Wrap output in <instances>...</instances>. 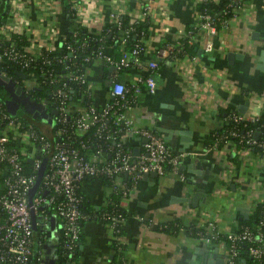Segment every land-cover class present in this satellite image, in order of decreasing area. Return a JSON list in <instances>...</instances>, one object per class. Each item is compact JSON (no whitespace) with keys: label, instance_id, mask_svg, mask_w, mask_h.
<instances>
[{"label":"crops","instance_id":"crops-1","mask_svg":"<svg viewBox=\"0 0 264 264\" xmlns=\"http://www.w3.org/2000/svg\"><path fill=\"white\" fill-rule=\"evenodd\" d=\"M69 1L9 0L12 12L0 25V33L23 34L33 52L53 49L71 28L65 9ZM198 1L147 0L146 16L151 25L144 39L141 66L118 73L102 58H95L86 69L93 85L92 101L97 106L109 98L111 77L129 84L139 74L152 75L153 91L142 85L126 114L136 127L156 128L163 137L170 133V138L164 139L172 153L180 154V161L176 171L167 169L154 178L141 176L122 199L125 218L121 248L115 245L113 232L104 222L94 217L81 221L74 264H195L204 248L209 253L215 250L224 264L227 242L223 235L236 231L240 219H247L253 205L264 200V154L228 142L206 144L209 135L225 123L227 111L243 109L249 114L264 108V64L257 66L264 50V0H245L240 13L218 26L211 36L210 51L204 49L205 32L197 30L192 43L195 51L173 55L170 46L185 37L197 20ZM141 3L72 0L70 4L76 7L72 20L99 33L113 11L131 18L144 16ZM164 47L166 51L161 52ZM106 51L114 52L111 47ZM229 52L234 56L228 58ZM149 60L157 62L152 70L146 66ZM165 129L170 132L162 131ZM179 131L184 132L186 141ZM120 137L135 154L142 150L144 136L121 131ZM79 189L88 211L102 209L111 191L97 177L83 179ZM197 189H201V199L196 205L180 199L191 198ZM173 220L181 222L176 229L160 227ZM210 222L215 224L219 238L207 240L193 235L191 228L209 231ZM60 223L58 217L49 214L40 224L45 232L39 248L41 264H54ZM33 238L35 243V231Z\"/></svg>","mask_w":264,"mask_h":264},{"label":"built area","instance_id":"built-area-1","mask_svg":"<svg viewBox=\"0 0 264 264\" xmlns=\"http://www.w3.org/2000/svg\"><path fill=\"white\" fill-rule=\"evenodd\" d=\"M244 2L245 0H228L222 11L224 16L221 18L205 9L197 10V20L187 30L186 41L192 44L196 29L201 30L207 36L204 49L210 51L213 47L211 36L218 26L226 25L229 18L240 13ZM141 6L143 15L146 16L149 7L147 0H142ZM70 9L73 19L76 7L70 4ZM9 11L12 12L11 7ZM122 14L124 13L111 12L110 21L120 27ZM74 23L78 24L75 21ZM75 33L76 31L73 35ZM127 33V29L122 33L118 56L107 53L104 49L98 51L95 58H102L106 66L112 67L115 71L141 66V56L145 46L136 42L129 48L124 47ZM0 35L5 39L9 34L2 32ZM64 38L65 35L61 39ZM181 44L182 38L170 46L169 51L176 55L175 52L179 50ZM65 46V52L51 56L41 55V51L33 52L28 46L23 50L13 40H7L0 49V64L4 60H10L25 68L40 61L41 65L48 67L46 69L40 67L39 74L41 81H49L55 85L51 93L55 113L49 112L51 118L43 117V121L56 137L55 140L49 139L38 132L32 123L9 113L5 103L0 100V210L2 212L0 264H30L32 213L37 224L46 221L49 214L59 218L62 247L67 256L61 264H72L69 258L80 243L81 221L90 218V215L80 207L82 199L78 187L83 178L101 175L111 178L110 194L112 192L118 194L119 205H122L121 201L130 189L125 178L128 177L135 183L144 172L154 170L160 174L167 169L176 171L179 165L180 154L171 152L165 137L157 135L148 128L136 127L132 118L126 114V110L134 106L142 85H145L147 90L153 91L155 86L153 76L139 74L129 84L119 78L111 77L109 98L104 104L97 106L92 101L93 85L87 77V68L78 71L75 67L76 62L72 58L75 47L69 42H66ZM165 51V47L161 49V52ZM156 65L155 60H149L146 64L151 70ZM3 74L0 71V77ZM28 76L33 80L31 86L37 84L33 72L31 75H25L23 79ZM74 86H80L77 88L79 95L75 93ZM23 89L25 94H28V87L23 85L19 92ZM87 97L92 102L83 100ZM32 102L31 111L35 107ZM43 103L46 106L45 100ZM261 110L249 114L233 109L227 111L224 119L225 122H231V125L226 131L225 143L250 149L257 148L258 153L264 154L261 153L264 151V130L259 131L257 128L247 126L248 122L258 120ZM36 111L41 113L38 108ZM70 122L78 133L87 132L95 127L98 136L104 135L107 140L114 138L113 145L88 152L89 148L84 140L80 139L74 145L71 144L69 136L66 135V124ZM108 125L115 127L116 132L119 133L116 141L113 133L107 130ZM240 127L245 129L240 131ZM121 131L133 132L146 138L138 154L125 145L120 137ZM256 132H258L257 137H255ZM213 144L217 145L218 141H214ZM43 158H46L45 167L30 203L29 193ZM110 194L106 204L110 203ZM49 209L52 211L49 212ZM102 217L108 219L106 225L113 232L115 245L121 248L123 246L121 223L125 216L118 212H103ZM197 233L207 240L220 237L212 222L209 223V231L200 229ZM223 237L227 242L224 264H238L239 243L244 242L248 255L264 262V232L261 229L239 226L236 231L227 232Z\"/></svg>","mask_w":264,"mask_h":264},{"label":"trees","instance_id":"trees-1","mask_svg":"<svg viewBox=\"0 0 264 264\" xmlns=\"http://www.w3.org/2000/svg\"><path fill=\"white\" fill-rule=\"evenodd\" d=\"M227 1L228 0H200L196 3V9L198 11L205 9L209 13L215 14L219 16V18H221L222 16H224L222 11ZM9 6H10L9 0H0V25L5 23L7 20ZM65 9H66L67 15L69 16V20H70L69 23L71 24V28L68 29V31H66L64 39L57 40L56 45L53 49H42L40 53L41 55L51 56V55L59 54L61 52H65L66 51L65 44L66 42H69L75 47V51L73 52V56H72V58L76 62L75 67L78 68V71H84L86 68H88L92 64L94 58L96 57L97 52L100 50H104L107 47H111L114 51L113 52L114 55L118 56L120 54L121 45L119 41L121 40L122 33L125 31V29H127L128 33H127L126 40L123 44L124 47L129 48L136 42H139L140 44H143L145 46L144 39L148 35L149 28L151 25V22L147 16L139 17V18H131L127 14H122L120 18V27H118L115 22L108 21V22L103 23L99 33H94V32L89 31L85 26L74 23V21L71 19L72 13L70 9V1L66 3ZM197 30L198 29H196V31ZM75 31L76 33L75 35H73ZM0 38H1L0 49L2 46L6 44L7 40H13L15 44L23 50L27 45V40L25 39L24 35L20 33L11 32L9 33L8 38L5 37L4 39L3 36H1ZM64 40L65 42H63ZM186 40H187V37H182V44L179 50L175 52L176 55H181L182 53H185V52L195 51L194 44H190ZM40 67L43 69L48 68L46 65H41L40 61L34 62V64H32V66L30 67L21 68L16 62H13L10 60H4L0 64V71L4 73L2 77H0V100H2L5 103V100H7L9 97V93H8L9 89L5 90V87H7L6 79L11 80L13 87L15 86L14 88H16L17 87L16 84L23 85L24 77L21 76V73H24L25 75H31V72H33V75H34L35 80L37 81V84L28 87V95L30 96V100H32L33 102L45 100L46 108L49 110V112H52L53 105L51 101V93L55 85L49 83V81H46V82L41 81V76L39 74ZM55 70H58V69L55 68ZM121 70H118V73H120ZM77 88H80V86H74V91L77 95H79V90ZM83 100L90 101L88 97ZM4 105H6V103ZM34 109L36 108L34 107ZM8 112L10 113L11 110ZM34 112L35 111H32V112L28 111V113H26L22 117L19 115H15V116H18L22 120L32 123L38 132L43 133L49 139L55 140L56 137L52 134L51 129H49L46 126L45 122L43 121V117L40 116L41 113L39 114L37 113L36 116L33 117ZM230 125H231V122H225L220 128L212 132L209 135L206 141V144L207 145L213 144L214 141H218V144L225 143V140H226L225 134H226L227 129L230 127ZM247 126L257 128L259 131L264 130V108H262L258 120L256 122H252V121L248 122ZM66 129H67L66 135L69 136L68 137L69 142H71V144L74 145L75 143L78 142V140L80 139L84 140L89 148L88 152L95 151L98 148L104 149L107 145H113L114 138L107 140L106 138H104V135L98 136V133L95 131V127L88 130L87 132L78 133L75 131L74 127L72 126L70 122L66 124ZM242 129H245V128L240 127L239 130L241 131ZM107 130L113 133V136L115 137V141H116V137L119 134L116 132V128L113 127L112 125L110 126L108 125ZM126 146L129 147L128 145ZM251 149L258 151L257 148H251ZM263 152L264 151H262L261 153ZM94 177L102 179L103 182H105L107 185L111 184V178L109 177H105L103 175L94 176ZM94 177H89V178H94ZM86 178L88 177H85L83 179H86ZM124 180L126 181L127 186L132 188L133 185L139 179L135 183L128 177L125 178ZM80 182H79V186H80ZM78 192L82 199L80 207L81 209H83V211L87 212L90 215V218L94 217L104 222L105 224H107L108 219L102 217L103 212H116V213L118 212L125 216V210H124L123 205H119L120 196L118 194H115L114 192H112L109 197L110 203L108 202L109 204H105L102 209L97 210V211H88L85 208V198L80 192L79 187H78ZM51 211L52 209H49V212ZM0 216H2L1 210H0ZM240 223H241L240 226H249L250 228H253L255 230L259 228L264 232V200L257 202L251 214L249 215V217L247 219H240ZM179 224H181L180 220L166 221V222L161 223L160 227H162L163 229L174 230L177 228V225ZM199 230L200 229L196 227L191 228L193 235H198L197 232ZM34 231H35V236L38 239V240L36 239L35 243L32 242V240L34 241V238H33ZM43 236H45V232L41 228V225L35 222L32 226V238H31L32 252L30 256V264H41L39 248L41 246L40 243L43 240ZM239 244H240V248H239V255H238L239 259L237 262L238 264H264L263 261L259 259H255L252 256L248 255V253L246 252V248H245L246 247L245 242L239 243ZM77 249H78V246L74 249L71 257L69 258V261H71L72 264H74L73 260L75 258ZM54 253H55L54 264H61L63 263L64 260H66L67 256L62 247L60 228L58 230L57 242H56V245L54 246Z\"/></svg>","mask_w":264,"mask_h":264},{"label":"water","instance_id":"water-1","mask_svg":"<svg viewBox=\"0 0 264 264\" xmlns=\"http://www.w3.org/2000/svg\"><path fill=\"white\" fill-rule=\"evenodd\" d=\"M233 56H234V53H233V52H229V53H228V58H231V57H233ZM259 59H260V63H259L257 66H258V67H263V64H264V50L261 52V56H260ZM110 68H112V67H110ZM21 76L24 77L25 74H24V73H21ZM20 89H21V85H18V86L16 87V91L19 92ZM5 103H6L7 109H8L9 111L12 110L13 107H15V105H16V101H15V100H12V99H7V100H5ZM239 110H240L241 112L244 111L243 109H239ZM52 112H55V110H52ZM37 113H38V112L35 111L34 114H33V117H35ZM160 129H161V128H160ZM155 130H156V128H155ZM155 130H153V131H155ZM169 130H170V129H165V130H162V131H165V132L169 133V132H170ZM155 133L158 135V131H155ZM179 133L181 134V138H182L184 141H186L187 138L184 137V135H182V134H184V132H183V131H179ZM169 135H171V134L169 133ZM169 135L167 134V135L165 136V138H166V139H169V138H170ZM257 135H258V132L255 133V137H257ZM143 140L145 141L146 138H144ZM184 145L186 146L185 143H184ZM29 161H30V160H29ZM45 162H46V158H43V159H42L41 166H40V168H39V170H38V172H37V178H36V180H35L34 185L32 186V188H31V190H30V193H29L30 203H31V198H32V196H33V194H34V191H35V189L37 188V186H38V184H39V182H40V179H41V176H42V173H43L44 167H45ZM157 175H158V173H157L156 171L152 170V171L144 172L143 175H142V177H143V178H154V177H156ZM199 198L201 199V189H200V190L197 189V190L193 193V195L191 196V198H185V197H182V198H180V199H181L182 201H187L188 203H192L193 205H196V204L198 203ZM242 209H243V208H241L240 210H242ZM240 215H241V217H242L243 215H245V212L241 211V212H240ZM31 217H32V222H33V224H34V223H35V215L32 213V216H31ZM243 217H244V216H243ZM201 254H202L201 259H200L197 263H195V264H222V259L216 256V251H215V250H214L213 253H211V252L209 253V252L207 251V249L204 248V250L201 251Z\"/></svg>","mask_w":264,"mask_h":264},{"label":"rangeland","instance_id":"rangeland-1","mask_svg":"<svg viewBox=\"0 0 264 264\" xmlns=\"http://www.w3.org/2000/svg\"><path fill=\"white\" fill-rule=\"evenodd\" d=\"M32 82H33V80L30 79L29 76L27 78L23 79L24 87H30L32 85ZM6 86H7V84H6ZM8 89H9L8 99H12V100L16 101V105H15L14 109L11 110L10 113H12L13 115H19L22 117L23 115L28 113V111L30 112L31 111V110H29L31 107L30 103L32 101H30V96L28 94H25L24 89L21 90L20 92H16L13 85H12V87H9V88L5 87V90H8ZM32 104H34V106L40 110V112H41L40 116L51 118V115L49 114V110L46 108L45 104L43 103V100L34 101V102H32ZM32 110L34 111V108H32Z\"/></svg>","mask_w":264,"mask_h":264},{"label":"flooded vegetation","instance_id":"flooded-vegetation-1","mask_svg":"<svg viewBox=\"0 0 264 264\" xmlns=\"http://www.w3.org/2000/svg\"><path fill=\"white\" fill-rule=\"evenodd\" d=\"M6 84H7V87H9V86L12 87V85H13L11 80H6ZM16 86H18V84H16ZM15 91H16V88H15ZM34 111H36V109H34Z\"/></svg>","mask_w":264,"mask_h":264}]
</instances>
